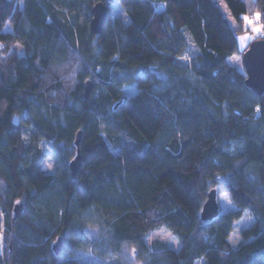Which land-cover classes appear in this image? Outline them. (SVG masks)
Here are the masks:
<instances>
[{
  "label": "trees",
  "instance_id": "trees-1",
  "mask_svg": "<svg viewBox=\"0 0 264 264\" xmlns=\"http://www.w3.org/2000/svg\"><path fill=\"white\" fill-rule=\"evenodd\" d=\"M93 1L0 0V264H122L125 244L144 264H264V92L227 62L264 0H223L234 27L214 0H118L128 21L99 34ZM212 187L235 208L202 220ZM161 227L178 249L146 244Z\"/></svg>",
  "mask_w": 264,
  "mask_h": 264
},
{
  "label": "rangeland",
  "instance_id": "rangeland-1",
  "mask_svg": "<svg viewBox=\"0 0 264 264\" xmlns=\"http://www.w3.org/2000/svg\"><path fill=\"white\" fill-rule=\"evenodd\" d=\"M215 3L219 6L223 16L228 21V23L234 27L235 22L232 19L230 13L228 12V9L224 3L223 0H214ZM109 6V15L110 18L119 17L124 22L128 21V15L125 11V9L120 5L118 0H112L108 3ZM247 17L249 20L252 21L251 25H246L245 20H243V28L245 29L242 32L236 33V40H237V47L238 52L233 53L227 58V62L230 65L235 66L240 72L244 73V69L242 66V52L244 51L245 47L258 35H264L261 29V25L259 23V19L257 20V14H253L252 16H244ZM254 28H260L261 31L257 32L254 31ZM6 30H10L9 25L5 26ZM185 35L187 38V41L189 43L192 42L191 35L188 31H185ZM241 37H245L246 39H241ZM134 84H128L125 85L123 88V92L125 96H129L135 91ZM44 144V143H42ZM44 151L48 157V164L46 166L47 171L52 170V157L50 156L49 150H47V145H43ZM217 200L219 204V211L226 212L229 210H233L235 207L231 203L227 193L225 191L219 190L217 191ZM253 222V216L249 213L248 209H243L241 216L234 221L232 230L228 236V241L232 248H236L240 243V230L244 227L249 226ZM2 229V227H1ZM0 229V230H1ZM103 231V230H102ZM93 232V231H92ZM95 235L97 234L96 231ZM157 241L163 242L165 245L178 249L180 246L179 239L174 236L167 228L161 227L159 229H156L154 231H151L146 237L145 242L147 245H152ZM0 242H1V233H0ZM155 245V244H154ZM120 260L122 264H144L145 260L143 257H140L139 248L135 245L125 244L122 246L121 256ZM106 261V260H105ZM109 261H113L112 257H110L109 254Z\"/></svg>",
  "mask_w": 264,
  "mask_h": 264
},
{
  "label": "water",
  "instance_id": "water-1",
  "mask_svg": "<svg viewBox=\"0 0 264 264\" xmlns=\"http://www.w3.org/2000/svg\"><path fill=\"white\" fill-rule=\"evenodd\" d=\"M112 0H96L89 7L90 26L94 34H99L102 30L103 22L108 13L107 2ZM242 66L244 69V83L253 93L260 95L264 92V38L253 39L242 52ZM83 96L88 99L92 91V81L86 78L83 83ZM81 138V130H77L75 134L74 144L76 154L69 161V169L71 176L75 177L81 166V156L79 151V143ZM13 217H18L23 211V201L16 199L13 203ZM219 213V204L217 200V189L212 187L206 193V198L200 209V218L202 220H211ZM64 240L61 235H57L51 241V250L58 255L63 248Z\"/></svg>",
  "mask_w": 264,
  "mask_h": 264
},
{
  "label": "snow or ice",
  "instance_id": "snow-or-ice-1",
  "mask_svg": "<svg viewBox=\"0 0 264 264\" xmlns=\"http://www.w3.org/2000/svg\"><path fill=\"white\" fill-rule=\"evenodd\" d=\"M256 18H257V20L260 18L259 14H257ZM243 19L245 20L246 25H251L252 24V21L249 20L247 17H244ZM253 30L257 31V32L261 31L260 28H254ZM241 39H246V38L245 37H241Z\"/></svg>",
  "mask_w": 264,
  "mask_h": 264
},
{
  "label": "built area",
  "instance_id": "built-area-1",
  "mask_svg": "<svg viewBox=\"0 0 264 264\" xmlns=\"http://www.w3.org/2000/svg\"><path fill=\"white\" fill-rule=\"evenodd\" d=\"M3 228V227H2ZM3 244L1 243V246H2Z\"/></svg>",
  "mask_w": 264,
  "mask_h": 264
}]
</instances>
